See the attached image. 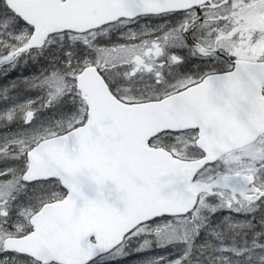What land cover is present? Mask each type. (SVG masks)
Returning a JSON list of instances; mask_svg holds the SVG:
<instances>
[{"label":"snow or ice","instance_id":"1","mask_svg":"<svg viewBox=\"0 0 264 264\" xmlns=\"http://www.w3.org/2000/svg\"><path fill=\"white\" fill-rule=\"evenodd\" d=\"M0 264H264V0H0Z\"/></svg>","mask_w":264,"mask_h":264}]
</instances>
